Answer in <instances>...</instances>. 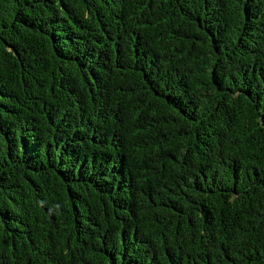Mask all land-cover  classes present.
<instances>
[{"label":"trees","instance_id":"16d2710c","mask_svg":"<svg viewBox=\"0 0 264 264\" xmlns=\"http://www.w3.org/2000/svg\"><path fill=\"white\" fill-rule=\"evenodd\" d=\"M0 264H264V0H0Z\"/></svg>","mask_w":264,"mask_h":264}]
</instances>
